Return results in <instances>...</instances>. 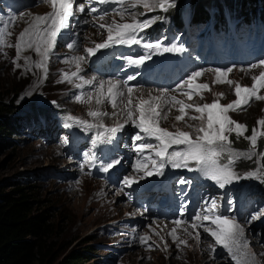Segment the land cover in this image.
<instances>
[{
  "label": "rangeland",
  "instance_id": "374dc122",
  "mask_svg": "<svg viewBox=\"0 0 264 264\" xmlns=\"http://www.w3.org/2000/svg\"><path fill=\"white\" fill-rule=\"evenodd\" d=\"M195 1L199 0H174L175 7L169 8L166 12L176 14L181 22L178 25H173V29L165 25L169 24V19L164 16L163 10L156 9L139 17L140 19L157 17L155 23L139 34L143 37L144 42H166L162 48L171 46L173 43L182 46L184 51L175 52V56H186L190 64L187 66L186 61L183 65H173L180 76H177V74L173 76L171 87L174 88L171 89L158 85L137 83L128 86L121 79L124 89L125 87L133 88L134 101L136 97L147 99V94L151 95L150 91L146 93L148 89L153 90L155 94H161L166 88L168 92L165 93V98L175 95L187 103H211L218 98L217 94L224 93V97L220 98V103L227 104L235 100L236 96L233 87L228 84L213 83L216 68L226 69L235 65L228 78L249 86L252 84L251 76L258 75L262 70L257 68L248 71L251 64L264 59V24H260L259 28H257V23H238L237 26L231 24V14L227 13L226 10L213 8L212 6L215 1L219 6L226 5L229 7L230 0H201L206 1L203 2L204 15H207L206 19L200 21L201 23L191 24V17H193L191 12ZM80 4L86 5L83 12L79 11L78 6ZM99 6V0H75L69 27L61 31L57 37L56 46L49 54L47 76L45 77V70L36 67V63L40 61L41 56L35 52V45L33 48L23 47L19 60H16L17 52L14 45L17 42L19 33L28 27L35 15L48 13L51 11V6L43 3L42 0H0V17L3 18V20H0V28L8 23V30L12 35L6 37V39L9 44L13 45V47L0 46V102L11 105L10 109L13 112H9L8 116L15 118L11 134H6L8 137L5 135L1 139L0 189L12 191L19 186L33 189L31 191H34V197L38 199L37 209H48L54 224L58 225L55 238L59 243H62V246L57 249L54 261L51 264H57L65 254L76 249L86 248V245H93V247H90L93 250L90 258L76 264H235V261L231 259L222 246H217L215 252L211 250L209 245L214 243V238L203 232L202 229H199L203 234H201L203 237L200 236L201 243L195 239L197 229L190 227L192 231H189L188 234H192V232L193 234L189 238H185L186 245L179 244V240H184V235L178 233L177 244L175 242L169 246L167 244V232H164L165 229L161 230L162 228L160 229L156 224L158 228V232H156L150 227L156 221L163 228L167 224H171L168 221L160 220L167 219L166 216L163 217L160 214V209L165 205V210H171L175 195L176 201L185 204L184 220L191 223L193 216L205 207V201H211L208 196L210 192L216 193L214 199L217 201L218 213L229 217L235 216L237 221L244 227L245 237L250 242L248 251L255 253V259L260 264H264V192L261 190L264 189V182L255 178H245L234 181L231 185H226L221 191L212 189V191L205 193L201 192L202 188L210 190L211 187L217 188L219 186L214 181L203 178L196 171L177 169L179 170L178 175L172 179L174 184L173 193L158 190L159 187L156 185L157 190L151 191L144 197L134 194L138 190H147V188L153 186V184L141 183V181H157L156 178L159 175L144 177L131 186L125 185L126 191H122L117 187H120V185L124 187L122 182L124 176L143 175V173L137 174L134 167L132 168V163L135 164L139 155L134 146L140 142L133 139L137 129H134L130 123L126 124L124 130L120 131L121 133L124 131L123 143L121 144L119 138H114L110 143L112 147L127 148L128 157L123 155L122 161L116 164L117 167L114 170L108 169L104 176L99 177L93 173L99 165L97 162L87 160L84 153L91 148V141H86L95 136V130L85 132L83 128L77 125L65 128V122L72 123L66 121L65 118L71 115L93 123L99 120L107 126L123 123L126 118V108L123 109L122 107L127 104V89L124 91L120 87V92L123 93L120 96L122 101L116 100L115 108L106 98L102 103L103 108H97L93 105V100L96 99L97 95L96 88L100 80L111 81L110 79L113 78L108 77L106 71H114L119 79L120 74L111 67L101 68L98 71L99 74L94 72L92 70L94 65L90 64L92 57L89 58L86 49L94 47L95 44L102 43L107 39V29L100 28L99 24H109L113 19L120 22L130 21L131 19L130 16L125 14L123 21L121 20L118 11H114V9L118 10L120 8L118 4L115 7L108 6L106 8ZM92 8H96L97 11L92 12ZM211 10L213 13H211ZM131 11L139 13L143 9L137 8ZM105 13L107 15H104ZM170 13H167V16ZM218 14H222V19L218 22H211V18H214V15L218 16ZM101 15H104L103 20H99ZM10 16L16 17L14 23H9ZM250 28L251 31L248 30ZM238 29L242 33V38H236L234 42L231 40L226 43L221 42L219 52L213 50L209 52L212 45H209L206 42L207 40L202 41L201 37H198L202 30L203 35L208 37L210 42H213L216 37L220 39L229 38L231 34L237 33ZM244 29L245 31H243ZM164 31L169 37L164 36ZM257 34L259 35L256 37ZM73 42H75V46L69 49L67 45ZM114 46L119 45H112V47ZM133 48H136L135 56L144 55L148 51L141 45H134L130 49ZM166 53L161 49L157 52V55L161 58ZM173 53L171 52L168 56L174 55ZM77 55L85 57L84 60L80 61V72L77 76L70 78L71 82L62 80L64 72L70 74L76 71V63L73 62L72 57ZM98 55L100 54L98 53ZM17 64L20 67H17ZM122 66L123 62L119 64V67ZM201 69L206 71L198 79V82L208 83L211 88V91L201 90L203 99L199 95H194L192 100L189 101L182 94L183 90L173 91L176 85L185 80L191 72ZM241 69H244V71H241ZM130 71L137 72V70H125L124 76ZM93 75L98 76L97 81H95L96 77ZM141 75L142 73L137 74L136 77ZM80 77H83V80H91L93 83L83 84ZM162 77H167V74L160 73L158 78ZM77 84H83V87L77 88ZM28 93H31V95H28ZM81 94H83V98H86L85 102L76 99V96ZM93 94L95 95L93 96ZM261 94H264V91ZM89 95L95 99L88 102ZM92 110L106 112L107 115L94 118L88 115V112ZM119 110H123L124 113L118 115ZM166 111L167 108L165 107L164 111L161 112V117ZM114 112L116 115H112ZM189 112L190 114H196L192 110H189ZM37 113H43L44 116L32 121L29 117ZM177 115H179L177 108H172L171 112L168 113V118L160 120V126L175 130L173 128V125H175L185 131H191V129L185 127L184 122L175 120ZM229 115L234 120L249 126V134H251V129L254 126L258 127L257 120L264 118V101L254 100L246 106L245 111H230ZM188 122L194 123L193 121ZM82 136L84 137L82 138ZM65 138L68 140L67 144L64 143ZM260 142H264V139ZM110 144L109 146L101 144V146L112 149ZM101 146H97L96 149L99 150ZM233 147L237 150L247 151L249 144L239 146L233 144ZM144 155H147V152ZM256 159L258 158L253 157V161ZM58 160L61 162L56 164L55 162ZM106 160H111V157H107ZM253 161L242 159L236 163L235 170L241 174L252 170L258 166ZM68 162L74 164L77 172L74 168L71 170L66 168ZM221 162H226V160ZM110 163L111 161H108V164ZM243 163H245L244 167H241L240 165H243ZM108 164L105 162L102 167H107ZM112 164H114V161ZM190 166L194 167V165ZM173 170L176 169H171V172ZM182 174L184 175L180 181H190V183L181 184L176 182ZM193 176L198 177L193 178ZM106 182L114 186L108 185ZM199 182L201 183L200 186H198ZM175 186L177 187L176 192ZM96 190L110 191V195L113 196L112 203L116 210L113 209L110 214L105 215L97 213L94 207L89 209L79 207L82 195L84 193L91 194ZM239 190L243 191V196H241ZM246 191H248L247 194H244ZM129 195L132 198L128 199ZM71 196L74 197L69 199ZM204 197L206 198L204 199ZM133 200H135L134 203L130 202ZM229 200L233 202L231 205ZM151 202H154L150 207L153 214L149 210ZM129 209H132L133 212L126 211ZM182 209L180 208L178 213ZM256 214H259V218L251 220V216ZM173 217H177V215L170 218ZM145 234L150 239L147 243H141L139 236Z\"/></svg>",
  "mask_w": 264,
  "mask_h": 264
},
{
  "label": "snow or ice",
  "instance_id": "6c2138e0",
  "mask_svg": "<svg viewBox=\"0 0 264 264\" xmlns=\"http://www.w3.org/2000/svg\"><path fill=\"white\" fill-rule=\"evenodd\" d=\"M43 3L51 6V11L43 15H35L33 21L19 33L17 42L14 45L19 60L20 53L23 47L33 48L35 45V52L39 53L41 59L36 63V67L45 70V77L47 76V60L52 49L56 46L57 37L63 29L69 27V20L73 16V4L75 0H42ZM115 3L120 5V8L114 9L118 11L121 20L125 14L131 17L130 21H117L113 19L111 23L99 24V27L107 29V39L102 43L95 44L94 47L87 48L88 56L94 55L99 49H106L112 45H141L148 50L144 55L128 56L126 60L129 65H143L145 61L150 60L152 55L161 51L164 52H183L182 46L175 44L163 47L162 42L157 41L144 42V39L139 34L145 29L149 28L156 22L157 17H150L147 19H140V16L146 15L148 12L156 9L168 11L169 8L175 7L174 0H99L100 4ZM84 5L78 6L79 11H84ZM142 8V12H134L132 9ZM96 12V8L91 9ZM104 15H107L105 13ZM104 15L99 17V20L104 19ZM0 20H3L0 17ZM16 21L15 16H10L9 23ZM12 33L8 30V23L0 28V46L13 47L9 44L6 37L11 36ZM27 37V39H26ZM75 46V42L69 43V49ZM27 59V58H26ZM84 56L72 57L76 63V71L64 72L62 80L71 82L70 78L77 76L80 72V61L84 60ZM15 62V61H14ZM20 67L19 64L16 65ZM235 65L226 69L216 68L214 84H228L233 87V92L236 99L227 104H221L220 98L224 97V93L217 94L218 98L211 103H187L183 99H179L175 95L165 98V93L168 89H164L163 93L158 96H149L145 99L143 97H136L133 99V88L128 87L126 118L123 123H117L114 126H107L99 120L95 123L88 120L76 117L67 116L65 128H71L77 125L85 132L95 130V136L91 139V148L84 153L87 160L95 161L96 155L94 149L101 144H110L116 134L120 132L126 124H131L134 129H137L133 139L139 141L136 144L135 151L139 154L134 169L137 174L143 173L139 176H124L123 184L131 186L137 183L138 180L144 177L153 175H164L166 166L173 169H187L189 171L198 172L203 178L214 181L219 188L223 189L226 185H231L234 181H239L245 178H255L264 182V150L258 151L259 142L264 139V118L257 120L258 127L254 126L251 129V134L245 135L249 132L248 126L244 123L234 120L229 112L245 111L252 101H264V59L258 63H253L249 66L248 71L260 68L262 69L258 75H252V84L242 85L237 81L229 79V74L233 71ZM206 70L201 69L191 72L185 80L176 85L173 91L183 90L182 94L187 97L189 101L194 95H199L203 99V92L201 90L211 91L208 83H199L198 79L203 76ZM244 71V69H241ZM83 80V77H80ZM135 77L129 76L128 80H133ZM127 80L123 83L127 85ZM91 80H83V84H92ZM83 84H77V88L83 87ZM120 81H100L96 88V102L98 104L104 103V99L111 102L113 108L116 107L117 96H122V92L117 90L120 88ZM31 95V93H28ZM76 99L85 102L83 94L76 96ZM93 99L91 95L88 97V102ZM178 106V107H177ZM165 107L167 111L161 117V112ZM172 108H177L179 115L175 116L177 122H184L185 127L191 131H185L173 125L175 130L160 126V120H166L168 113ZM192 110L196 114H190ZM88 115L94 118H100L107 115L106 112L99 110H92ZM116 115V113H112ZM187 118V119H186ZM193 121L194 123H189ZM235 136L238 141L241 138L245 139L248 144L247 151L237 150L233 147V140L230 137ZM67 144V138L64 139ZM147 152V155H144ZM253 157L258 159L253 161ZM249 160L258 166L252 170L238 173L235 170V165L240 160ZM226 160V162H221ZM120 161L116 160L114 163L118 164ZM194 165V167L190 166ZM114 164L110 163L107 167H103V171L107 172ZM181 184L190 183V181H179ZM233 202L229 200L231 205ZM218 205L216 199L205 201V207L201 212H197L190 223L192 229H197L195 232V239H200V231L209 234L214 238V243L209 247L213 252L216 251L217 246H222L227 251L235 264H260L255 259L256 254L249 252V241L245 237L244 227L237 221L235 216L219 214L217 211ZM259 218V214L252 215L251 220ZM177 226L186 223L177 219L173 221ZM187 230V229H185ZM169 235L173 240H178L177 228H172ZM150 237L148 235L139 236L141 243H147ZM180 245H186V240H179ZM179 246V245H178ZM151 247V245H149Z\"/></svg>",
  "mask_w": 264,
  "mask_h": 264
},
{
  "label": "trees",
  "instance_id": "16d2710c",
  "mask_svg": "<svg viewBox=\"0 0 264 264\" xmlns=\"http://www.w3.org/2000/svg\"><path fill=\"white\" fill-rule=\"evenodd\" d=\"M203 2L206 1L199 0L193 4L192 19L194 21L200 22L206 19ZM212 6L233 14L232 21L255 18L264 22V0H230L229 7L219 6L214 1ZM221 15L218 14V18L214 15L211 22L220 19ZM169 16L172 19L171 24L181 22L176 14L170 13ZM10 106L8 103L0 102V145L3 136L11 134L12 124H15V118L8 116L9 112H13ZM230 139L237 146L248 144L243 138L237 141L234 135ZM258 150H264V142H260ZM244 164L240 166L244 167ZM31 190L33 189L20 186L12 191L0 189V264H51L57 249L62 246V243L55 238L58 225L54 224L47 208L37 209L38 199L34 197L35 193ZM261 190L264 192V189ZM90 247L93 245H86V248L65 254L57 264H76L89 259L93 252Z\"/></svg>",
  "mask_w": 264,
  "mask_h": 264
},
{
  "label": "bare ground",
  "instance_id": "6f19581e",
  "mask_svg": "<svg viewBox=\"0 0 264 264\" xmlns=\"http://www.w3.org/2000/svg\"><path fill=\"white\" fill-rule=\"evenodd\" d=\"M85 6V8H86V5H84ZM89 7V6H88ZM174 44V43H173ZM170 45V44H169ZM162 46H164V45H162ZM25 47V46H24ZM26 48V47H25ZM73 53V52H72ZM167 53H169V52H167ZM167 53H166V55H167ZM100 54V53H99ZM155 55L157 56V58H159V56L157 55V53H155ZM165 55V56H166ZM77 56H80V55H77ZM165 56H162V57H165ZM74 62V61H73ZM104 69H107V68H104ZM106 74H107V76H109L110 74H113V78H111L110 80L111 81H120L121 82V86L120 87H122L123 89L122 90H126L127 89V87H125V89H124V87L122 86V81H121V79H119V76L117 75V74H115V72L114 71H106ZM94 77H96L95 78V81H97V75H93ZM112 77V76H111ZM100 78V77H99ZM100 81H108V80H100ZM123 81H125V80H123ZM39 85V84H38ZM125 86V85H124ZM37 89V87L35 88V90ZM120 90H121V88H119L117 91L118 92H120ZM144 91H146V90H144ZM149 91L151 92V95H148L147 94V96H148V98H149V96H158V95H161L160 93L159 94H155L154 92H153V90H150V89H148L147 91H146V93H149ZM88 95V94H87ZM95 94H93V96H94ZM85 97H87L86 95H85ZM86 98H84V100H85ZM93 99H95L94 97H93ZM92 99V100H93ZM122 98L120 97V96H117V100H121ZM94 102H93V105H95L97 108L98 107H101V108H103L102 106H103V104L101 103V104H98L97 102H96V99L95 100H93ZM122 101V100H121ZM123 109H125V107H122ZM122 113H124V111L123 110H119V112L117 113L118 115H121ZM123 130H124V128H123ZM124 133V131L121 133V132H118L117 134H116V136L114 137V138H119V139H121V142L123 143V134ZM128 136H130L129 134H128ZM84 136H82V138H83ZM121 143V144H122ZM106 146H109V144H105ZM111 145V144H110ZM129 145V144H128ZM56 147V146H55ZM111 147H112V145H111ZM110 147V148H111ZM122 147H123V145H122ZM57 148V147H56ZM123 149H124V147H123ZM112 152H111V155H110V157H111V163H113V161L115 162L116 160H119V161H122V158L125 156V157H128V155H126V154H124L123 152H126L127 150L126 149H124L123 150V152H118L117 153V150H116V148H112ZM114 155H119V156H116V157H114ZM124 155V156H123ZM121 156V157H120ZM112 157H114V159H112ZM121 159V160H120ZM109 161V162H110ZM61 161L60 160H58L57 162H55L56 164L58 163H60ZM133 166H134V162L132 163V168H133ZM115 167H117L116 166V164L114 163V166L112 167V168H109V169H111V170H114V168ZM66 168H69L70 170L72 169V168H74L75 169V171L77 172V168L76 167H74V164L73 163H69L68 162V165L66 166ZM171 169H173V168H171L170 166H166L165 167V169L163 170L164 171V175H162V176H159V177H157L156 179H157V181H151V182H149V181H141V183H147V184H153V186L154 185H160V182H159V180H160V178L161 179H164L165 181H168V178H167V176H165L166 174H168V173H172V172H174V171H172L171 172ZM177 170V169H176ZM107 183V182H106ZM108 185H111V184H109V183H107ZM123 185V184H122ZM111 186H114V185H111ZM105 188H106V185H105ZM118 189H121L122 191H126L125 190V185H124V187H121V185H120V187H117ZM148 189V188H147ZM210 190H208V189H206V188H202V190L203 191H205V192H208V191H212V189H215L216 191H221L222 189L221 188H219V187H217V188H209ZM127 193V192H126ZM68 194V193H67ZM118 194V193H117ZM215 195H216V193H214V192H210L209 193V199L210 200H212V199H214V197H215ZM72 197H74V196H71L69 199H72ZM112 195H110V191L109 192H106L105 190H96V192H93V193H91V194H86V193H84V195H82V197H81V199H80V204H79V207H84L85 209H89L90 207H94L95 208V210H96V212L97 213H101V214H105V215H108V214H110L111 212H112V210L114 209V210H116V208L114 207V204L112 203ZM129 198H132L130 195L128 196V199ZM68 199V200H69ZM134 201L135 200H133V201H130V202H132V203H134ZM139 202V201H138ZM73 205V204H72ZM136 206V205H135ZM136 207H138V206H136ZM140 208H142V207H140ZM143 209V208H142ZM150 210V209H149ZM127 212H133V210L132 209H129V210H126ZM151 211V213H152V210H150ZM95 212V213H96ZM141 214L143 215V216H145L146 217V215H144V213L143 212H141ZM153 214V213H152ZM147 216H149V217H151L149 214H147ZM170 216H175V214L173 213V214H170L169 216H166L167 217V219L166 220H164V219H160V220H163V221H168V223H171V224H167L166 226H164L165 228H163L160 224H158L157 223V221L156 222H154L155 224H152L150 227L154 230V231H156V232H158L157 230H158V228H157V226H156V224L159 226V228L161 229V230H163V229H165V231L164 232H167L166 234H167V236H168V238H167V244L170 246L171 244H174L175 242H176V244H177V240H173V238H172V236L171 235H169V233L171 232V230H172V228H177V234L178 233H180L181 235H184V240H185V238L186 237H188L189 238V236H191L192 234H193V232H192V234H188L189 233V231H192L191 230V228H190V223L188 222V221H186V220H184V217H182V214H179L177 217H173V218H170ZM149 219V218H148ZM177 219H180L181 221H186V223H183V224H181V225H179V226H177L176 224H174L173 223V221H175V220H177ZM171 220H173V221H171ZM160 223V222H159ZM165 224V223H164ZM163 225V224H162ZM185 229H187V230H185ZM202 233L200 232V236L201 237H203L202 235H201ZM205 238V237H204ZM196 241H198L199 243H201L202 241L199 239V240H196ZM195 243V242H194ZM197 243V242H196ZM192 246L194 245V244H191Z\"/></svg>",
  "mask_w": 264,
  "mask_h": 264
}]
</instances>
